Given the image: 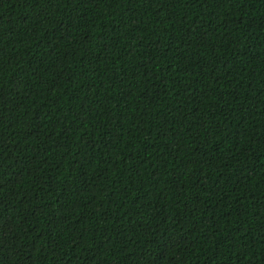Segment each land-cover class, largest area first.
I'll list each match as a JSON object with an SVG mask.
<instances>
[{"label":"trees","instance_id":"16d2710c","mask_svg":"<svg viewBox=\"0 0 264 264\" xmlns=\"http://www.w3.org/2000/svg\"><path fill=\"white\" fill-rule=\"evenodd\" d=\"M0 264H264V0H0Z\"/></svg>","mask_w":264,"mask_h":264}]
</instances>
